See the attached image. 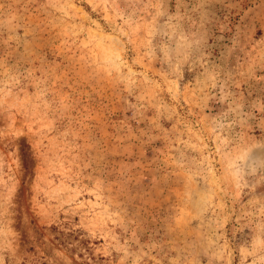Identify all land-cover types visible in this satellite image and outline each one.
Instances as JSON below:
<instances>
[{
  "label": "rangeland",
  "instance_id": "1",
  "mask_svg": "<svg viewBox=\"0 0 264 264\" xmlns=\"http://www.w3.org/2000/svg\"><path fill=\"white\" fill-rule=\"evenodd\" d=\"M0 264H264V0H0Z\"/></svg>",
  "mask_w": 264,
  "mask_h": 264
}]
</instances>
